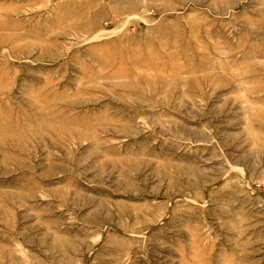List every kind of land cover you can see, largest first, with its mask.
Returning a JSON list of instances; mask_svg holds the SVG:
<instances>
[{
  "label": "rangeland",
  "instance_id": "obj_1",
  "mask_svg": "<svg viewBox=\"0 0 264 264\" xmlns=\"http://www.w3.org/2000/svg\"><path fill=\"white\" fill-rule=\"evenodd\" d=\"M0 264H264V0H0Z\"/></svg>",
  "mask_w": 264,
  "mask_h": 264
}]
</instances>
